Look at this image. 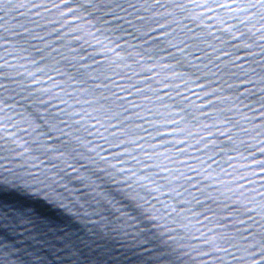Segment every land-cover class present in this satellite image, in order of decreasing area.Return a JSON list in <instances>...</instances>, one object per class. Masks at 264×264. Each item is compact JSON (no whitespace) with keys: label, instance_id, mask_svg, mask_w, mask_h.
<instances>
[{"label":"snow or ice","instance_id":"obj_1","mask_svg":"<svg viewBox=\"0 0 264 264\" xmlns=\"http://www.w3.org/2000/svg\"><path fill=\"white\" fill-rule=\"evenodd\" d=\"M0 264H264V0H0Z\"/></svg>","mask_w":264,"mask_h":264}]
</instances>
